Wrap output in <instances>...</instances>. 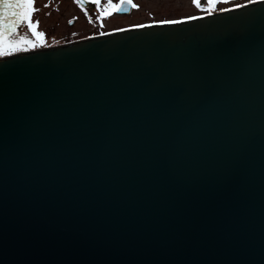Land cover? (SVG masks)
Segmentation results:
<instances>
[{"label":"water","instance_id":"95a60500","mask_svg":"<svg viewBox=\"0 0 264 264\" xmlns=\"http://www.w3.org/2000/svg\"><path fill=\"white\" fill-rule=\"evenodd\" d=\"M0 58V264H264V3Z\"/></svg>","mask_w":264,"mask_h":264},{"label":"rangeland","instance_id":"374dc122","mask_svg":"<svg viewBox=\"0 0 264 264\" xmlns=\"http://www.w3.org/2000/svg\"><path fill=\"white\" fill-rule=\"evenodd\" d=\"M107 1V0H106ZM106 1L104 4L106 6ZM139 7L129 15L120 17H109L105 23V28H116L127 26L133 23L180 18L197 12L192 6L191 0H137ZM251 0H240L237 5H244ZM34 7L38 9L33 15V22L39 21L38 31L45 33V47L61 45L72 39L85 38L88 34L96 32L99 22L98 15L89 14L80 10L73 0H35ZM221 8V7H220ZM91 17L92 22H89ZM75 19L76 24L68 26V21ZM21 33L26 31V25L19 30ZM29 37L31 34L28 33ZM69 35V36H68ZM4 57V56H0Z\"/></svg>","mask_w":264,"mask_h":264},{"label":"snow or ice","instance_id":"6c2138e0","mask_svg":"<svg viewBox=\"0 0 264 264\" xmlns=\"http://www.w3.org/2000/svg\"><path fill=\"white\" fill-rule=\"evenodd\" d=\"M197 8L201 7V0H193ZM230 0H207V8L202 9L211 15L218 4L228 3ZM257 3H264V0H255ZM81 3V0H77ZM83 3H92L100 8L101 0H83ZM35 0H0V56H10L14 52H27L30 49L43 47L45 45V33L38 31L39 21L33 22V15L38 9L34 7ZM130 6L137 8L133 0H119V4L113 0H107L106 6L100 8L99 19L103 21L105 18L111 17L114 12H126ZM82 6V5H81ZM223 11H231V9H223ZM85 15L88 13L85 11ZM202 17H193L200 19ZM91 23V17H89ZM184 21H166L165 23H183ZM71 23V21H70ZM26 25V31L21 33L19 30ZM140 27H152V25H141ZM128 31V29H121ZM28 33L31 34L30 38ZM110 34V33H102Z\"/></svg>","mask_w":264,"mask_h":264},{"label":"flooded vegetation","instance_id":"af4514ba","mask_svg":"<svg viewBox=\"0 0 264 264\" xmlns=\"http://www.w3.org/2000/svg\"><path fill=\"white\" fill-rule=\"evenodd\" d=\"M73 1L78 5L80 10H82L83 12L87 11V13H89V14L98 15L96 17V18H98L99 15H100V8L105 7L104 1H106V0H101L100 8H97V6L92 4V3H83V0H81V3H77V0H73ZM238 1H240V0H230V2H228V3H220V4L217 5L216 10L213 13L223 12V9H233V8H237V7L242 6V5H240V6L237 5ZM253 1H255V0H251V2H253ZM113 2L116 3V4H119V0H113ZM191 2L193 3L192 6L194 7V9L197 12L199 11L200 13H195V14H191V15H188V16H185V17L173 18V19L172 18H167V19L147 20V21L133 23V24H130V25H127V26L116 27V28H113V29L112 28L111 29L110 28H105L106 27L105 23H106V21L108 20L109 17L105 18L103 20V22H99L100 19L98 18L99 25H97L98 29H97L96 32H92V33L88 34V36L85 37V38L81 37V38H77V39H72V40H69V41H67L65 43H62V44L83 40V39H86V38H89V37L100 36V35H102V33H111V32L121 31V29L138 28L141 25H154V24H159V23H165L166 21H180V20H184V19L197 17V16L209 15L207 11H203L202 10V9L207 8V6H208L207 5V0H201V7L200 8L196 7V5L193 2V0H191ZM106 3H107V1H106ZM133 3H135L139 7V3H138L137 0H133ZM126 7L128 8V10L126 12H114L113 15L111 16V18L129 15L133 10H136L138 8V7L137 8H131L130 6H127V5H126ZM70 21H71V23H70ZM75 24H76L75 19H70L68 21V26L69 27H72ZM50 47H52V46H50ZM38 48H46V47L43 46V47H38Z\"/></svg>","mask_w":264,"mask_h":264}]
</instances>
